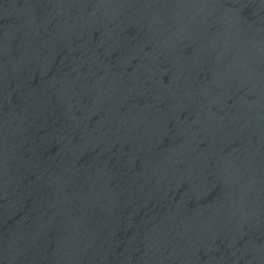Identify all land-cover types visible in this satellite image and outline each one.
Here are the masks:
<instances>
[{
    "label": "water",
    "instance_id": "water-1",
    "mask_svg": "<svg viewBox=\"0 0 264 264\" xmlns=\"http://www.w3.org/2000/svg\"><path fill=\"white\" fill-rule=\"evenodd\" d=\"M0 264H264V0H0Z\"/></svg>",
    "mask_w": 264,
    "mask_h": 264
}]
</instances>
